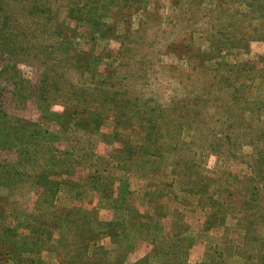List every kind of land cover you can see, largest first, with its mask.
<instances>
[{"label": "rangeland", "instance_id": "1", "mask_svg": "<svg viewBox=\"0 0 264 264\" xmlns=\"http://www.w3.org/2000/svg\"><path fill=\"white\" fill-rule=\"evenodd\" d=\"M0 38V264H264V0H0Z\"/></svg>", "mask_w": 264, "mask_h": 264}, {"label": "trees", "instance_id": "2", "mask_svg": "<svg viewBox=\"0 0 264 264\" xmlns=\"http://www.w3.org/2000/svg\"><path fill=\"white\" fill-rule=\"evenodd\" d=\"M3 16V15H2ZM6 39H3V38H0V42H4ZM2 51H5V50H3V49H1ZM6 52V51H5ZM4 230V232L6 233L7 232V230L6 229H3ZM13 230H16L15 228H13ZM55 232V231H54ZM54 232H50L48 235H49V238L50 237H52L53 236V233ZM46 233V232H45ZM45 233H40V232H34L33 233V237L31 238V241H33L34 243L32 244L33 246H32V250L30 249V251L29 252H32V251H36V249L34 248V247H36V248H38V249H42V248H44V247H46V245H48V243H47V240H46V237H45ZM47 236V235H46ZM14 242V241H13ZM15 242H17V241H15ZM17 244V243H16ZM25 245H23L22 247H20L21 248V250H23L24 252H27L28 250L27 249H29V248H31V247H25L28 243L27 242H25L24 243ZM14 246V247H13ZM10 249H11V253H12V256H17V252H18V249L16 248V246L12 243V244H10V247H9ZM13 260H15V261H17V259H15V258H12ZM19 264H42L40 261H36L35 259H32V260H28V261H23V260H21L20 262H19Z\"/></svg>", "mask_w": 264, "mask_h": 264}]
</instances>
